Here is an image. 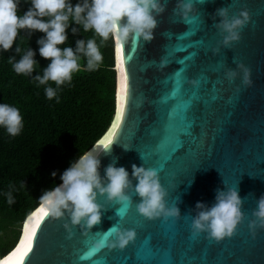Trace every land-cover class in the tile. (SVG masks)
<instances>
[{"label":"water","instance_id":"water-1","mask_svg":"<svg viewBox=\"0 0 264 264\" xmlns=\"http://www.w3.org/2000/svg\"><path fill=\"white\" fill-rule=\"evenodd\" d=\"M179 2L167 0L151 43L120 45L128 99L111 152L100 156L99 171L103 177L113 161L124 167L132 181V204L125 208L98 196L101 221L91 230L72 226L67 213L60 219L44 216L31 247L14 264H264V228L250 227L264 196V0H193L187 19ZM220 8L228 9L229 18L241 11L250 16L240 41L228 47L216 27ZM238 64L250 69L251 86L243 85ZM229 70L237 72L233 82L227 79ZM192 80L200 87L194 88ZM116 97L115 91L110 125ZM133 164L158 171L167 206L179 208V220H147L137 212ZM225 188L245 198L244 220L234 236L219 243L207 233L194 237L196 204L211 207L217 190ZM113 225L136 232L122 251L107 246L114 239L107 234ZM23 227L24 222L20 233ZM101 242L105 246L96 251ZM85 253L91 259H81Z\"/></svg>","mask_w":264,"mask_h":264},{"label":"clouds","instance_id":"clouds-1","mask_svg":"<svg viewBox=\"0 0 264 264\" xmlns=\"http://www.w3.org/2000/svg\"><path fill=\"white\" fill-rule=\"evenodd\" d=\"M205 0H200L204 3ZM19 0H0V50L10 51L21 30L30 33H43V38L37 41L39 55L50 61L43 69L42 75H36L35 80L39 85H49L56 88H45L46 97L51 100L57 95V89L65 83H71L75 73L87 70L96 71L103 61L101 46L111 37L119 45H124L129 40L138 42L141 39L147 44L155 39V29L158 27L157 17L163 15L167 8V0H80L73 5L70 0H31V7L22 16L18 15ZM177 8L185 19L193 12V0H181ZM175 11V9H174ZM221 18L216 27L223 34V43L231 46L241 39L240 32L249 23L250 16L247 11H241L238 16L229 18L227 8L217 10ZM48 19H45V18ZM71 20V23H70ZM82 25L84 32L92 31L100 38L98 45L95 38L77 40L75 49L72 47L61 48L68 40L67 30L70 25ZM72 33H77V28H71ZM20 53V47L15 48ZM35 53L28 50L13 64L17 74L31 75L39 65L34 59ZM86 60V67H82L81 59ZM14 57L9 58V63ZM237 67L242 71V83L251 86V71L243 64ZM229 82L237 76L235 70L226 74ZM194 88H199L198 80H192ZM58 102V101H57ZM0 126L6 128L9 135L15 137L23 128V118L16 107L0 104ZM113 145L111 137L100 141L92 150L84 152L61 175L62 183L54 186L52 190L45 191L40 197L41 211L52 218H64L67 213L72 226H81L91 230L101 221L102 206L97 202L98 196L105 197L107 201L119 204L125 208L132 204L129 190L132 181L124 167H116L113 161L105 168V175L101 177V154H110ZM142 158V156H141ZM143 159V158H142ZM55 177L56 173H52ZM132 178L138 181L134 187V194L138 195L140 202L136 204L137 212L147 220L163 217L165 220L180 219V210L174 205L167 206L168 192L160 183L159 173L156 169L137 167L132 165ZM217 190L215 203L208 207L198 202L199 210L192 219V235L199 236L207 233V238L217 243L225 238L234 236L238 225L244 220L242 212L243 201L238 190L225 188ZM8 204H13L11 193L7 194ZM255 217L250 222V227L257 224L264 228V196L257 201V210L253 211ZM258 222V223H257ZM64 227L72 235L69 224ZM108 235L114 237L107 246L111 249L127 248L136 239L135 230L121 229L113 225ZM104 243H97L96 248L104 247Z\"/></svg>","mask_w":264,"mask_h":264},{"label":"trees","instance_id":"trees-1","mask_svg":"<svg viewBox=\"0 0 264 264\" xmlns=\"http://www.w3.org/2000/svg\"><path fill=\"white\" fill-rule=\"evenodd\" d=\"M70 2L75 5L79 0ZM30 7L31 0H19L18 15L22 16ZM72 27L77 28L75 35ZM67 35L66 44L59 47L75 49L77 40L87 41L89 38H95L100 44V38L92 31L84 32L82 25H70ZM43 36L40 32L21 30L10 51L0 50V104L16 107L23 118V128L15 137L0 126V234L7 237L11 233L8 242L0 237V264H14L21 259L32 241L33 232L45 216L41 211L40 197L62 183L61 175L80 155L107 137L113 139L123 117L122 103L125 107L121 100L125 95L121 47L118 44L116 89L111 37L101 46L103 61L99 68L75 73L71 83L60 86L56 97L49 100L45 88H56V85L52 82L39 85L35 80V76L42 75L50 63L39 55L37 41ZM16 47H20V53L15 52ZM28 48L35 53L34 59L39 67L31 75L17 74L13 64ZM11 57L14 59L9 63ZM81 65L86 67L83 58ZM115 91L116 96L118 93V112L116 101L117 115L110 125L115 109ZM9 192L14 201L11 205L7 202ZM36 217L38 220L31 224ZM25 221L21 237L19 229Z\"/></svg>","mask_w":264,"mask_h":264},{"label":"snow or ice","instance_id":"snow-or-ice-1","mask_svg":"<svg viewBox=\"0 0 264 264\" xmlns=\"http://www.w3.org/2000/svg\"><path fill=\"white\" fill-rule=\"evenodd\" d=\"M123 63V61H122ZM128 76L126 75L125 76V83H124V92H125V95L121 97V100L122 102H127V99H128V88H129V85H128ZM124 112V107H123V103H122V106H121V114H123ZM45 216H47L45 214ZM35 231L33 232V235L35 236ZM29 247H31V244L29 245ZM96 251H98V249L96 247H94ZM81 259H91V256L88 254V253H85L84 256L81 257Z\"/></svg>","mask_w":264,"mask_h":264},{"label":"rangeland","instance_id":"rangeland-1","mask_svg":"<svg viewBox=\"0 0 264 264\" xmlns=\"http://www.w3.org/2000/svg\"><path fill=\"white\" fill-rule=\"evenodd\" d=\"M118 73V72H117ZM38 219H37V217L36 218H33L32 220H31V224H35V222L37 221ZM25 225L26 224H24V227H23V229H22V231H21V237H22V235H23V233H24V229H25ZM19 233H20V230H19ZM0 237H2V239H4L6 242H8V240L11 238V233L10 234H8V236L7 237H3V235L2 234H0ZM5 242V243H6ZM3 245V244H2Z\"/></svg>","mask_w":264,"mask_h":264},{"label":"bare ground","instance_id":"bare-ground-1","mask_svg":"<svg viewBox=\"0 0 264 264\" xmlns=\"http://www.w3.org/2000/svg\"><path fill=\"white\" fill-rule=\"evenodd\" d=\"M117 50H118V43H117V49H116V64H117ZM124 68V67H123ZM118 72V71H117ZM125 73V71H124ZM118 89V88H117ZM117 112H118V93H117ZM117 115V113H116ZM27 221V220H26ZM26 221H25V224H26Z\"/></svg>","mask_w":264,"mask_h":264}]
</instances>
